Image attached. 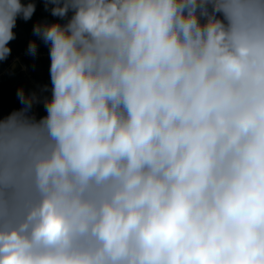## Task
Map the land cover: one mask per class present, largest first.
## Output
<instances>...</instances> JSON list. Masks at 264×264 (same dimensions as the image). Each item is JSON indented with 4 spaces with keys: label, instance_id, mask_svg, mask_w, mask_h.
<instances>
[{
    "label": "clouds",
    "instance_id": "9594fccd",
    "mask_svg": "<svg viewBox=\"0 0 264 264\" xmlns=\"http://www.w3.org/2000/svg\"><path fill=\"white\" fill-rule=\"evenodd\" d=\"M43 3L66 23L33 28L50 97L0 115V264H264V0ZM35 11L0 0V61Z\"/></svg>",
    "mask_w": 264,
    "mask_h": 264
},
{
    "label": "trees",
    "instance_id": "16d2710c",
    "mask_svg": "<svg viewBox=\"0 0 264 264\" xmlns=\"http://www.w3.org/2000/svg\"><path fill=\"white\" fill-rule=\"evenodd\" d=\"M22 3H27L28 0H21ZM36 11L32 18L28 21L23 20L21 17L17 18V24L14 28L16 38L9 43L12 49L11 55L4 61H0V72L3 71L5 66H9L14 56H20L22 61L28 64L31 68L30 72L22 69L19 64L15 69L5 70L0 75V115L7 116L9 113L18 110L22 107L19 103L16 92L19 88L23 87L28 94L34 93L36 85L29 77L32 74L35 82H38L39 97L51 95V81H50V56L38 55L40 52H49V45H46L38 36L33 34L34 25L39 23H66V20L58 17H53L49 10L45 9L43 0H35ZM71 15V13L69 14ZM35 41L37 44V54L35 57L28 54V45L30 42ZM48 85L49 91L43 92L42 89ZM38 116L44 114L43 105L37 104ZM34 111V110H33Z\"/></svg>",
    "mask_w": 264,
    "mask_h": 264
},
{
    "label": "built area",
    "instance_id": "2783aa9c",
    "mask_svg": "<svg viewBox=\"0 0 264 264\" xmlns=\"http://www.w3.org/2000/svg\"><path fill=\"white\" fill-rule=\"evenodd\" d=\"M38 55L48 56V55H49V52H40V53H38ZM17 57H18V59H20L18 65L21 64L22 69H24V70L27 71V72H30V71H31L30 66H29L28 64L24 63V62L22 61V59H21L20 56H14L13 59H12L11 64H10L9 66H5L4 69H3V71L0 72V75H1L3 72H5V70H7V69L12 70V69H15V68L18 66V65H17V66H13V62H14V60H15ZM29 77L31 78V80L33 81V83L36 85V88H35V90H34V93H35L37 96H39V92H38V90H39L38 84H39V83L34 81V78H32V74H30ZM33 110H34L35 113L38 114V109H37V106H36V105H34Z\"/></svg>",
    "mask_w": 264,
    "mask_h": 264
},
{
    "label": "rangeland",
    "instance_id": "374dc122",
    "mask_svg": "<svg viewBox=\"0 0 264 264\" xmlns=\"http://www.w3.org/2000/svg\"><path fill=\"white\" fill-rule=\"evenodd\" d=\"M19 60L20 59H18V57L14 60V62H13V66H17L18 65V63H19Z\"/></svg>",
    "mask_w": 264,
    "mask_h": 264
}]
</instances>
